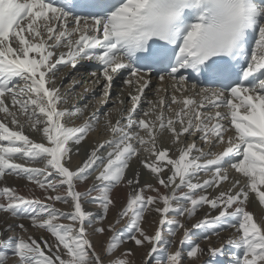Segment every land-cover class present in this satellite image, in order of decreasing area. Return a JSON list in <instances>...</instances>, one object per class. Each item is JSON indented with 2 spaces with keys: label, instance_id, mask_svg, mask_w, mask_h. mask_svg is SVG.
<instances>
[{
  "label": "snow or ice",
  "instance_id": "6c2138e0",
  "mask_svg": "<svg viewBox=\"0 0 264 264\" xmlns=\"http://www.w3.org/2000/svg\"><path fill=\"white\" fill-rule=\"evenodd\" d=\"M82 59L95 62L102 102L121 76L130 107L115 122L104 113L110 138L71 170L72 145L95 131L99 116L84 117L87 105L61 108L68 101L56 78L58 66L76 68ZM154 74L161 86L148 99ZM0 113V178L26 179L44 192L41 199L0 187V212L53 238L37 239L23 223L6 225L0 264L10 257L16 264H134V252L122 249L127 242L150 246L143 264H182L185 246L186 257L198 260L205 249L187 224L204 205L217 214L191 228L213 235L235 229L226 244L237 251L227 264H264V216L257 220L247 207L252 194L264 206V0H0ZM26 128L47 143L30 139ZM133 158L155 184L140 185L139 171L126 176ZM229 169L240 178L221 191ZM93 173L91 186L77 190ZM201 173L211 175L201 180ZM122 184L131 189L126 203L113 223L97 227ZM84 203L101 211L93 215ZM147 212L158 217L151 234L142 226ZM181 230V247L171 251ZM7 231L14 234L5 238ZM105 233L101 255L90 237ZM206 252L225 254L211 245Z\"/></svg>",
  "mask_w": 264,
  "mask_h": 264
},
{
  "label": "bare ground",
  "instance_id": "6f19581e",
  "mask_svg": "<svg viewBox=\"0 0 264 264\" xmlns=\"http://www.w3.org/2000/svg\"><path fill=\"white\" fill-rule=\"evenodd\" d=\"M68 67L70 68L71 66H68ZM84 67L88 70V72L87 71H80V72H73V73H68V72L62 73L59 77L56 78V86L60 89V94L62 95V97L68 101L67 104L60 105L61 108H70L72 105H74L76 102H78L75 105L80 106L81 108H83L85 105H87V108L85 109V112H84V117L85 116L88 117V116H91L93 113H96L99 116V119L103 120L101 123L96 125L95 131H92L88 134V136L85 138L86 141H82L81 145H79L85 149L86 145L89 144V141H90L92 135L94 136V142H93L94 144L96 143L95 138L98 136H100V138L97 140V142H102V141L110 138V134L107 133L105 128H104V121L106 119L104 113L108 114L107 118H110V119H112L113 122H115V119L119 118V111L124 107H130V105H128V103H127V101H128L127 86L123 84L121 76H117L114 79L112 88L110 90V92H111L110 98L108 99L107 103H103L102 101H103L104 97H103L102 82L100 84H98L96 82L95 78L91 76V72L93 70H95V68H96L95 62L94 61H88ZM121 99L126 101V103L124 105L119 104L118 101ZM153 99H155V97ZM2 115L3 114L0 113V116H2ZM81 119H83V118H81ZM81 119H78V120H81ZM75 121H77V120H75ZM72 125L73 124L70 122L69 126H72ZM9 126L11 127V125H9ZM25 134L28 135L30 137V139H32L35 142L47 143L46 141L41 139L40 134L36 133L35 131H32L31 129L26 128ZM165 135H167V134H165ZM196 142L199 145L201 144V142L199 140H197ZM76 146L77 145H72V148L76 147ZM165 146H168V145L165 144ZM90 151H91V149L88 152H90ZM85 156H86V154H85ZM85 156H84L83 160L85 159ZM83 160H81V162ZM66 166H70L71 168H73L71 170H75L79 166V164H74V163L70 162ZM129 170H130V176H127L128 178L132 177L134 171H139V173H140V176H139L140 185H144L146 182L154 183V184L156 183V181L153 179L152 176L149 177V176L145 175V173H147V174H150V173L147 170H145L142 167V165L135 158H133V160L130 162V169ZM127 171H126V173H127ZM165 174H167V172H165ZM202 175H203V177L200 178L201 180L209 178V176L211 174L210 173H208V174L203 173ZM94 176H95V174H93L92 179H94ZM236 178H239V176L232 175L231 178L229 179V181L224 182L219 190H227L231 185V183H230L231 180L236 179ZM91 184H92L91 181H89V183H87L86 181L85 182H78L77 188L80 186V190L87 189L88 187L91 186ZM4 186L16 187L17 189H19L20 193H24V192L31 193L30 191H32V189L30 190V188L32 186H35V185L30 184L27 180L19 179L17 177L16 178L9 177L6 175L3 178H0V187H4ZM130 190L131 189H129L126 185L122 184V185L118 186L117 188H115L114 192L117 195L126 196ZM209 190L211 191V189H209ZM161 191H164V189L161 188ZM116 194H115V196H116ZM252 196H253V194L250 196V198H251L250 202L251 203H248L247 207H248L249 211L253 212L256 216H258V220H259L261 218V216H264V207H258V205L256 203L253 204L252 203ZM84 208L86 211H88L91 214H94V213H96L95 211H97L96 207H93V206L89 205L88 203L84 204ZM200 212H201V210H199V213ZM150 215H151V213H150ZM197 217L198 216L196 215V218ZM16 219L17 218L11 217L9 215V213L0 212V228L5 227L6 225H17V224L23 223L26 227H28V229H33V227H31L30 221L18 220V219L16 220ZM155 219H156V217H155ZM16 231H18V229ZM13 233H14L13 231H9V232L7 231L4 233V237L6 236L5 238H7L8 236H12ZM97 240H100L99 237L94 236V242H96Z\"/></svg>",
  "mask_w": 264,
  "mask_h": 264
},
{
  "label": "rangeland",
  "instance_id": "374dc122",
  "mask_svg": "<svg viewBox=\"0 0 264 264\" xmlns=\"http://www.w3.org/2000/svg\"><path fill=\"white\" fill-rule=\"evenodd\" d=\"M99 138H100V136L95 138L96 139V143H97V140ZM84 141H86V139ZM93 142H94V136L92 135V137H91V139L89 141V144L86 145L85 149L82 146L73 147L72 148V154H71V162L74 163V164H79L80 165L81 164V160H83L85 154L91 149V147L93 145L96 144V143L94 144ZM77 147L80 148V152H79L78 155L76 154V148ZM16 162L17 163H23V161H20V160H17ZM31 165L33 167H42L43 166L41 164H31ZM68 167L70 169H73L70 166H68ZM225 167H228V165H225ZM202 174L203 173H201L200 178L203 177ZM145 175L151 177L150 174L145 173ZM232 175L239 176L238 173H236L234 170L229 169V177L231 178ZM126 176H130V170L127 171ZM9 177L16 178L15 176H9ZM239 178H240V176H239ZM19 179H21V178H19ZM23 180H26V179H23ZM89 181H91V183H92V181H93L92 177L86 182L89 183ZM242 182H243V180H242ZM31 189H32V191H30L31 193L24 192V193H21V194L28 195V196H35V197H39L41 199L44 198L43 190H41L37 186H32L30 188V190ZM77 190H80V186L77 188ZM85 190L86 189H82L80 191L83 192ZM211 191L209 190V192H211ZM115 194L116 193L113 190V196H114L113 198L116 201L115 206L114 207H110L109 212L107 214V219L103 222V224L97 223L96 224L97 227L106 226L108 223H113L116 220L117 215H118L117 213L120 211L122 205L124 203H126L127 195L123 196V195H117L116 194V196H115ZM145 195H154V193H150V192L146 191ZM212 195H216V193L212 192ZM250 201H251V198H250ZM250 201H249V203H251ZM46 203H51V201H46ZM252 203L253 204L256 203L258 205V207H264V206H261L259 204L258 200L255 199L254 194L252 196ZM84 204H86V203H84ZM88 204L97 208V211H95L96 213H94L93 215H95V214H97L98 212L101 211L97 204H94V203H88ZM55 207H57L58 209H60L63 212L71 211V209L67 205H63V204H60V203H56ZM83 207H84V205H83ZM199 210H201L200 213H199ZM150 213L151 212L145 213L146 222L142 225L149 232V234H151L153 232V228L150 226V222L153 219H155V217H156V215L154 213H151V215H150ZM216 214L217 213L214 210H211L208 205H204L202 208L197 210L196 215L198 217L196 218V216H195L194 217L195 220L192 219L191 221L188 222L187 226L191 229V232L193 233V235L191 237L192 240L195 241L196 243H198L201 248L205 249V254L200 256L198 260H194V261L189 260L186 257L187 247L185 246V259L183 260L182 264H227V262L231 259V254L235 253L237 251L236 249L231 248L230 246H228L226 244L227 238L230 237V236H234L235 235V229L227 228V227L218 228L216 231L219 232V235H213L210 230H206V229H192L191 228V225L193 223L197 222L198 220L204 219L205 216H207L210 219L212 216H215ZM9 215L11 216L10 213H9ZM254 216L258 220V216H256L255 214H254ZM11 217H13V216H11ZM13 218H15V217H13ZM171 218L175 219L176 217L172 216ZM156 219H158V217H156ZM24 220H27V219H24ZM61 222L62 223H68V221H61ZM125 224H126V220L122 221L119 225H117L116 226L117 232H120L122 229H124ZM89 231L91 232V229H89ZM29 233H31L32 236L36 237L37 239H39L41 236H43L44 239L49 240V241H51L53 239L50 236V234L47 233L46 231H43V230H40V229H36V228L29 229ZM205 235H208L210 237V239L205 240L204 239ZM94 236H98L100 240H97L96 242H94ZM110 236H111V233H105L104 235L93 234L90 237L91 240H92L93 245L95 246V248L97 250V252H99L101 255H103V247L102 246H106L107 240L109 239ZM182 236H183V230H181V231H179L177 233V235L175 237L176 243L170 249L171 251H175L177 248L181 247V245L179 244V241L182 238ZM165 238H168L166 232H165ZM209 245H211L212 247H215V248L223 247L224 250H225V254L224 255H220L218 257H215V258H211L206 252V250L209 247ZM149 247L150 246L137 247V246L134 245V242H127L124 245H122V249H131L134 252L135 255L131 257V259L134 261V264H143V261L146 258V253H147ZM7 264H16L15 258L10 257L8 259V261H7ZM153 264H154V262H153Z\"/></svg>",
  "mask_w": 264,
  "mask_h": 264
}]
</instances>
